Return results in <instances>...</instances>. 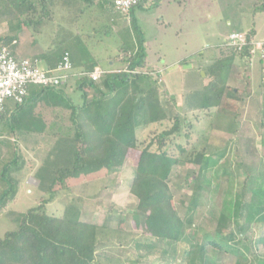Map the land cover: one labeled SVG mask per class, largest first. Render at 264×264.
<instances>
[{
  "label": "rangeland",
  "instance_id": "rangeland-1",
  "mask_svg": "<svg viewBox=\"0 0 264 264\" xmlns=\"http://www.w3.org/2000/svg\"><path fill=\"white\" fill-rule=\"evenodd\" d=\"M168 1L157 0V5L149 9L134 7L127 16H123L121 21L127 25L121 35L129 41L125 44L128 46L120 50V35L112 27L108 12L103 9L107 7V1L105 5L104 2L101 5L95 2L91 6L85 5L84 0H46V11L50 13L47 20L50 21L40 25V34L37 32L35 35L41 48L47 50L48 59H54L66 50L71 52L73 59L77 58V62L80 58L86 59L87 66H91V60L96 59L99 69L106 71L111 68L110 61L117 68L115 70L122 71L137 53L130 49L133 43L129 38L135 34L142 35L145 40H160L167 36L159 27L162 15L170 23L165 28L168 35L179 30V21H182L187 8L194 16V24L200 13L203 16L211 11L213 17L220 19L221 31L224 27L240 30L236 25L245 20L242 16L238 23L237 16H241L242 11L239 9L243 6L239 1L233 19H226L218 8L221 3L227 6L236 0H175L169 7ZM250 5L257 10L264 9L262 0H250ZM40 9L37 0H0V39L15 34L18 20H37ZM233 9L230 7L229 11ZM116 15L120 17V14ZM176 39L170 37L166 47L168 52H173L175 45H182V40L175 42ZM205 39L201 33L190 31L186 49L181 46L179 52L186 50L191 64L201 61V52L205 51L203 59L218 54L216 48L202 49L197 44L202 47H205L203 43L218 45L216 43L221 42V38L217 41ZM125 48L127 54L122 55L123 58L121 51ZM120 56L119 64L116 61ZM145 71L147 75H142L146 76L143 97H148L150 91L155 90L164 118L153 123L140 122L134 130V147L129 148L119 160L112 159L110 146L80 145L71 111L64 106L46 104L55 108L56 112L44 107L45 110L40 113L32 114L35 119H46L40 133L15 131L10 138V134L0 127V172L14 160L17 163L9 174L15 181L14 194L0 207V239L16 230V224L11 221L13 211L26 213L41 205L43 209L38 210V214L62 218L67 213L72 216L71 213L76 212L79 221L96 226V251L92 264H183L181 252L190 243L203 248L202 264H264V219L259 221L264 212L253 216V220L243 216L238 221L239 226L220 219L225 199L236 198L242 192V200L247 203L254 188L261 186L264 191L263 96L250 88L248 80L245 86L244 75H233L240 82L230 83L219 95V101L214 99L215 107L206 112L189 113L187 105L193 111L198 96L160 91V77ZM69 83L68 87H72L73 83ZM233 87H238L239 92H233ZM98 90L104 91L102 78L95 82V88L87 95L89 101H108L121 89L107 96ZM125 91L129 98L136 97L129 87ZM75 96H79L77 91ZM141 97L138 95L137 100ZM88 117L85 113L77 117L83 134L92 130ZM146 148L152 153L164 152L177 161L166 184L171 205L184 221L183 235L178 242L157 241L150 236L145 227L148 212L130 193L140 153ZM74 151H79L81 155L83 172L48 191L51 178L56 173L54 170L69 165ZM200 155L211 161L203 177L200 176V165L194 164ZM6 188L0 179V195ZM261 198V207H264V195ZM28 235L20 242H13L16 255L10 254L9 248L4 250L7 256L5 264H34L35 259L30 256L34 240ZM210 241L225 247L226 251L217 249ZM193 251L194 258L198 259V249Z\"/></svg>",
  "mask_w": 264,
  "mask_h": 264
},
{
  "label": "trees",
  "instance_id": "trees-1",
  "mask_svg": "<svg viewBox=\"0 0 264 264\" xmlns=\"http://www.w3.org/2000/svg\"><path fill=\"white\" fill-rule=\"evenodd\" d=\"M37 1L41 6V12L37 20L33 22L18 20L16 29H14L15 34L0 39V44L8 47L11 52L15 49L18 40L17 35L22 26H36L50 17V13L46 11V0ZM84 2L86 5L91 4L90 0ZM153 2L156 4L157 0H153ZM231 51L234 54V51ZM64 52L67 51L63 50L61 54ZM143 57L144 55L140 51L138 55L128 60V67L139 70L142 67ZM88 70H91V67ZM145 80L144 76L138 74L132 76L122 73L104 75L102 77L104 91L99 90L104 96L115 92L119 88L124 91H118L108 101L93 100L90 102L86 101V96L82 93V105L75 107L63 97L61 89L33 88L23 105H14L16 113L12 117L10 116L11 118L5 116V110L0 113V121H2L0 127L8 132L11 137L14 136L15 131L22 132L25 130L31 133H40L43 124L40 120L32 117L35 105L43 101L50 106H64L71 111V120L77 131L76 136L80 145L110 146L113 150L112 159L119 160L129 148L134 147V130L140 122L153 123L164 118V111L159 104L155 90L150 91L148 97H143L142 87L145 85ZM86 84L95 88L91 80L81 78L78 82L79 90L82 91ZM128 87L131 92L136 93V97L133 99L129 98L128 93L125 91ZM138 95L142 97L137 100ZM80 113L87 114L89 116L88 120L91 122L89 123L92 130L87 131L85 134L81 132V125L77 122ZM166 134L169 135L170 132ZM12 145L15 149L14 143ZM210 162V159H205L201 155L196 157L194 164L200 165V176L203 177L204 171L207 170ZM176 163V159L164 152L152 153L147 148L144 149L140 153L136 175L130 188V193L137 198L139 205L148 212L145 227L150 236L157 241L178 242L183 235L184 221L178 217L171 205L169 188L166 184L172 167ZM11 164L5 165L0 172V179L7 186L6 190L0 195V207H3L14 194L15 181L9 174L17 167V163L14 160ZM54 172L56 173L51 178L48 191H51L56 184L63 183L65 179H75L83 172L79 151H74L69 165L57 167ZM241 193L236 198L225 199L222 203L220 219L234 222L239 226L238 221L243 216L246 219L253 220V216L256 214L261 213L260 215H262L264 207H261V197H263L264 191H262L261 186L252 190V196L247 203L242 200ZM42 209L43 207L40 205L38 208L26 213L13 211L15 213L12 214L11 221L16 224V230L6 234L4 239H0V264H5L7 256H5L4 250L9 248L10 254L16 255L15 250H13V242L15 240L20 242L22 237L27 236V233L34 240V243L30 246L32 248L30 256L31 259H35L34 264H92L96 251V226L79 221L76 212L71 213L72 216L67 213L65 217L53 218L37 213L38 210ZM263 219L264 216H261L259 221L262 222ZM136 223H138L137 219ZM210 244L221 251H226L225 247L215 241H210ZM194 248L198 249L200 256L198 259L194 258ZM202 252V247L190 243L181 252L183 264H202Z\"/></svg>",
  "mask_w": 264,
  "mask_h": 264
},
{
  "label": "crops",
  "instance_id": "crops-1",
  "mask_svg": "<svg viewBox=\"0 0 264 264\" xmlns=\"http://www.w3.org/2000/svg\"><path fill=\"white\" fill-rule=\"evenodd\" d=\"M85 1V0H84ZM91 4L93 5L96 3H103L106 4L105 1H107L108 9L102 8L108 12L109 20L112 24V27L115 31L120 35V46H118V50L127 47L128 45H125L126 42H128V38L122 37V31L124 27L127 25L126 22L121 21L123 19L124 15H121L120 13L114 11L111 7L109 0H90ZM185 1V0H184ZM187 1V0H186ZM240 3L241 6V16H237L238 23L242 20L240 19L242 16H244V22L241 24H237V29L240 30H228L227 28H223L221 31L220 28V19H217V16L213 17V14L211 11L207 12L205 15L202 16V14H199V19L194 24V16L189 13V9L184 10L183 16L181 17L182 21H179V30L173 32L171 35H168V32L166 31L170 23L169 21H165L163 18V15L160 16L161 22L159 23L160 29L163 31L164 35L167 34V36L161 37L160 40H145V38L142 35H134L133 37L129 38L131 43H133L132 52L136 53L138 55L140 51H142V55H145L146 57H143L142 59V67L139 69L138 75H147L146 71L153 72L155 75L160 77V83L158 89L163 90L166 93L169 94H181L182 96H185L186 94H195V96H198L197 104L195 107H193V111L190 110L191 108H188L189 105H187V109L190 112H206L211 107H215L214 105V99H219L220 94L223 93V91L226 89L227 86H229L230 83L234 84L236 82H240L239 79H236L235 76H242L244 75V79L246 81V87H247V80L250 83V88H253V91L259 92L260 96L262 97V100L264 101V64L258 61L248 62L246 59L243 58L241 55L232 54L231 49L227 48L225 46V39L227 36L232 32H240V33H247L250 34L255 39H264V9L257 10L251 7L250 0H236L233 2V4H226L221 3L220 12L224 15L226 19H233L235 17L236 11L238 8H235L236 4ZM85 3V2H84ZM169 6L175 3V0H169L168 1ZM162 4V3H161ZM86 5V4H85ZM157 4H154L153 6H156ZM244 5L245 8H244ZM234 6V9L232 8ZM213 7V6H212ZM230 7L231 11L230 10ZM144 9L143 7H141ZM218 9V10H219ZM181 10H183L181 8ZM238 11V12H239ZM160 12L163 13V10ZM116 14H120V17H118ZM160 15V14H159ZM112 16V18H111ZM122 16V17H121ZM125 17V16H124ZM54 18V14H53ZM53 18L51 20H53ZM36 21V20H34ZM50 20H43L39 25H32L29 27L22 26L20 32L18 33L17 37L18 40L16 42L15 49L13 50L15 57L22 59V58H31L35 57L39 60V65L42 69L49 68L50 66L55 65L60 59L59 55L55 56L54 59H48L47 56V50H43L41 46L39 45L38 41L39 38L35 34L41 29L40 27L44 25L45 22ZM33 22V21H30ZM229 25H231L230 22H228ZM41 25V26H40ZM189 28V29H188ZM235 28V27H234ZM190 31H194V34L201 33L205 40L207 41H217V38H221V42H218L213 45L212 44H205V47H202L201 44L199 45V48H216V51H218V54L207 56L206 58H202L205 54L204 52H201V61L196 62V64H191V60L186 57V50L180 51L179 49L181 46H183V49L187 47L188 45V35ZM183 36V39L181 37ZM172 38H177L175 42L178 40H182V45L174 46V51L168 52L166 50V47L168 46V41ZM37 38V39H36ZM128 40V41H127ZM198 48V50H199ZM138 50V51H137ZM68 52V51H67ZM69 53V52H68ZM172 53V54H170ZM118 53H116L117 55ZM126 48L125 50L121 51V56L126 55ZM71 62L73 64V70L69 74V77L66 81V83L62 86L61 89L63 97L71 102L72 106H80L82 105V93L86 96V101L90 102L87 98V95H90V90L94 89L93 86L85 85L82 89V91L78 88V82L81 78H85L88 80L87 74L91 73L94 68H99L98 63L96 59H92L91 66H87L86 59H79L77 62V58L73 59L71 52L69 53ZM119 57L116 62H119V59H122V57ZM134 57V55H133ZM124 58V57H123ZM44 63V66L42 67L41 64ZM120 64V62H119ZM125 63H122L124 65ZM128 66V63H126ZM125 64V65H126ZM114 64L109 61V68L108 70H101L103 71V75H116L120 74V70H115L117 68H114ZM124 65V66H125ZM123 66V67H124ZM126 66V67H127ZM54 67V66H53ZM91 67V70H88V68ZM121 67V68H123ZM166 74V75H165ZM149 75V74H148ZM240 75V76H239ZM202 76V78H201ZM248 76V78H247ZM146 78V76H144ZM234 78V80H233ZM192 79L193 81H189ZM237 80V81H236ZM69 82H72V87L69 86ZM244 84V83H243ZM93 85L95 86V82H93ZM79 93V96H75V92ZM99 91V90H98ZM232 91L239 92L238 87H233ZM236 92V93H237ZM262 92V93H261ZM102 94V93H101ZM262 94V95H261ZM220 95V96H219ZM76 98H75V97ZM243 98V97H242ZM91 100V99H90ZM199 101H201L199 103ZM219 101V100H218ZM42 106L40 102H38L35 107L33 108V115L40 113L39 111L45 110L44 107H46L50 112L55 113V108H49L48 105H46L45 102ZM54 107V106H52ZM190 107V106H189ZM15 106L11 103H8L5 107L4 114L5 116H11L15 114ZM42 113V112H41ZM46 120V119H45ZM45 120L41 117V123L44 124ZM2 121H0L1 123ZM1 125V124H0ZM44 129V128H43ZM43 131V130H42ZM35 134V133H34ZM10 138H12L10 136ZM13 140V139H9ZM1 148V147H0ZM1 153V149H0ZM16 212V211H15Z\"/></svg>",
  "mask_w": 264,
  "mask_h": 264
},
{
  "label": "built area",
  "instance_id": "built-area-1",
  "mask_svg": "<svg viewBox=\"0 0 264 264\" xmlns=\"http://www.w3.org/2000/svg\"><path fill=\"white\" fill-rule=\"evenodd\" d=\"M114 11L127 16L134 7L149 9L153 0H109ZM225 46L235 54L243 56L248 62L258 61L264 64V39H255L247 33L232 32L224 41ZM73 64L68 52H64L53 68L42 69L35 57L19 59L8 47L0 44V113L8 103L23 105L30 96L31 89L62 87ZM264 72V71H263ZM120 73L125 75L139 74V71L128 66ZM99 68L87 74L92 82L103 77Z\"/></svg>",
  "mask_w": 264,
  "mask_h": 264
}]
</instances>
